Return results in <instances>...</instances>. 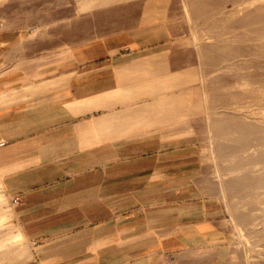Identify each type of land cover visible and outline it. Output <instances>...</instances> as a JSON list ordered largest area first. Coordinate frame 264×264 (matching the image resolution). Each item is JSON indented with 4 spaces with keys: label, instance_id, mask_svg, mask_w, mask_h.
I'll list each match as a JSON object with an SVG mask.
<instances>
[{
    "label": "crops",
    "instance_id": "obj_1",
    "mask_svg": "<svg viewBox=\"0 0 264 264\" xmlns=\"http://www.w3.org/2000/svg\"><path fill=\"white\" fill-rule=\"evenodd\" d=\"M150 33L85 42L46 75L0 52V193L28 249L17 264H219L194 246L219 238L222 207L187 183L196 142L176 135L181 108L166 110L181 63Z\"/></svg>",
    "mask_w": 264,
    "mask_h": 264
},
{
    "label": "rangeland",
    "instance_id": "obj_2",
    "mask_svg": "<svg viewBox=\"0 0 264 264\" xmlns=\"http://www.w3.org/2000/svg\"><path fill=\"white\" fill-rule=\"evenodd\" d=\"M108 1L120 0H0V40L18 38L0 52L11 64L21 57L23 73L46 75L71 61L79 45L115 33L151 32V40L171 45L181 88L165 96L181 100L167 102L166 110L181 108L176 135L196 142V177L187 183L199 202L222 207L215 212L223 218L219 238L194 250L222 253L224 261L214 263L264 264V0L102 7ZM147 12L155 19L142 21ZM19 236L11 203L0 193V264H17L28 252Z\"/></svg>",
    "mask_w": 264,
    "mask_h": 264
},
{
    "label": "built area",
    "instance_id": "obj_3",
    "mask_svg": "<svg viewBox=\"0 0 264 264\" xmlns=\"http://www.w3.org/2000/svg\"><path fill=\"white\" fill-rule=\"evenodd\" d=\"M0 145H3V143H1Z\"/></svg>",
    "mask_w": 264,
    "mask_h": 264
}]
</instances>
